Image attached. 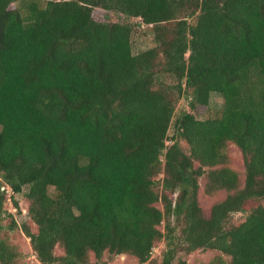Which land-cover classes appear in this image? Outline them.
<instances>
[{"label": "trees", "instance_id": "obj_1", "mask_svg": "<svg viewBox=\"0 0 264 264\" xmlns=\"http://www.w3.org/2000/svg\"><path fill=\"white\" fill-rule=\"evenodd\" d=\"M17 1L0 0V264H24L6 234L15 221L3 224L6 187L28 201L35 230L21 226L40 264H104L105 251L186 264L179 252L196 249L229 257L197 264H264V0H23L24 13ZM131 18L155 42L137 54ZM183 91L191 110L223 102L173 121ZM227 141L243 155L242 187ZM202 176L205 192H227L207 216Z\"/></svg>", "mask_w": 264, "mask_h": 264}, {"label": "rangeland", "instance_id": "obj_2", "mask_svg": "<svg viewBox=\"0 0 264 264\" xmlns=\"http://www.w3.org/2000/svg\"><path fill=\"white\" fill-rule=\"evenodd\" d=\"M38 3L43 6L45 4L44 0H38ZM24 4V7L22 8L21 12L24 13L25 9V2L23 0H18L15 3H12V8H15L17 6H22ZM93 17L96 20L99 21H110L111 15L109 12L102 8H94L93 9ZM134 25V30L131 35V48L132 53L137 54L139 51L147 49L149 47H153L155 45V42L153 40V34L151 32V28L149 26H142L138 23L139 19L137 18H131L130 19ZM190 101V94L189 91H183L180 96L177 97L174 107V116L173 121L176 119V117L183 111H189L194 114V116L198 119H204L206 117H211L215 115V112L217 109H219L222 105L223 99L217 95L212 94L209 100V105H197L195 109L190 108L189 106ZM173 124V123H172ZM173 125H171L168 137L170 138L173 134ZM167 143H170V140L167 141ZM181 145L184 148V150L187 151V145L184 141H181ZM224 153L226 155V161L224 162L225 166L231 168L233 171H235L239 178L240 187L244 184V177H245V166H244V159L243 155L240 151V149L237 147V145L231 141H227L224 148ZM197 164V163H195ZM218 165L217 167L222 166ZM164 174L160 173L155 177V179L158 181L157 187L158 189L161 188V181L163 179ZM206 178L205 176H202L198 178V190H197V201L204 213V215H208L211 209V206L217 202L220 201L225 197L227 194L226 191L220 190L216 193L209 194L205 192L204 186H205ZM7 188V200L4 203V214H3V224L8 225L10 223L11 219H13L16 223V226L12 230H7L6 234L9 236L10 241L17 245L18 249L20 250L22 256L21 261L24 264H40V262L37 260L34 251L31 248L29 238L24 234L22 230V223H28L32 230H35V225L31 222L29 219L26 210L28 206V201L25 198L24 194H15L12 195L10 188ZM26 191V188L23 190ZM170 197L175 198L177 193L170 194ZM13 197L18 202V208H15L13 205ZM258 204V201H252L249 200L243 211L236 212L233 214V217L235 220L243 219L247 213L250 211V209ZM158 207H162L161 203H157ZM165 223L166 221H162L160 224V229L164 231L165 229ZM171 223L173 225H177L176 233L178 234L180 232V226L178 224H175L174 220H171ZM164 241L161 239L160 241L156 242L154 245V248L152 250V253L150 255L149 261H156L159 262L161 259L162 251L164 249ZM55 254L62 255L63 250L60 246L55 247ZM178 256L186 261V264H197L200 262H208L209 260L213 259L217 256H222L226 261L229 259V257L220 251L217 250H211V249H196L189 253L186 252H179ZM89 260L95 261L96 258L93 255V253L89 254ZM101 262L104 264H148L147 262L139 263L137 258H135L132 255L129 254H110L108 252H104L102 255V258L100 259Z\"/></svg>", "mask_w": 264, "mask_h": 264}]
</instances>
